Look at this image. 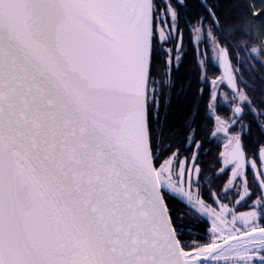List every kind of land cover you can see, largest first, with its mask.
I'll use <instances>...</instances> for the list:
<instances>
[{
	"label": "snow or ice",
	"instance_id": "snow-or-ice-1",
	"mask_svg": "<svg viewBox=\"0 0 264 264\" xmlns=\"http://www.w3.org/2000/svg\"><path fill=\"white\" fill-rule=\"evenodd\" d=\"M185 31L234 90L222 118L192 47L207 135L227 141L212 176L199 106L183 152L166 123ZM262 43L264 0H0V264H264Z\"/></svg>",
	"mask_w": 264,
	"mask_h": 264
},
{
	"label": "trees",
	"instance_id": "trees-1",
	"mask_svg": "<svg viewBox=\"0 0 264 264\" xmlns=\"http://www.w3.org/2000/svg\"><path fill=\"white\" fill-rule=\"evenodd\" d=\"M227 11V10H225ZM264 47V43L261 45ZM248 55L245 53L244 55L237 54V59L239 63L233 64L234 71L238 74L240 72V64H244V57ZM260 59H264V57H260ZM253 66L257 69V76L251 77L248 81L254 87L255 94L258 98L261 97V94H264V79H260V77H264V71H261L259 66L255 64L253 61ZM245 69L247 70V64H244ZM176 82H175V92L180 90L179 94H175L173 100L170 103V107L167 110V128L170 135V138L173 139L176 143L184 139L185 130H186V121L189 119L191 113H193L194 109L199 106L200 115L196 118V127L198 129V134L200 136V140L204 141L205 133L211 128L213 129V120H205V108H204V99L199 96L197 91L198 86L200 85L197 82V78L195 75V69L192 62V55H188L187 59L184 60L180 69L175 73ZM205 97V96H204ZM256 135L248 137L246 139V145L251 151L252 147H254L256 142ZM211 147V155L210 158L202 157L200 162L203 169L206 170V174L209 176L213 175V169H217L220 166V153H221V145L217 142H212L210 144ZM248 159L252 160V157L249 156ZM251 171H249L248 175L251 179ZM228 174H220L217 175V172L214 177V182L217 187L215 191H219L220 186L224 185L226 182ZM218 177V179L216 178ZM246 209V208H243ZM186 223H192L187 217L185 218ZM189 233H186L188 235Z\"/></svg>",
	"mask_w": 264,
	"mask_h": 264
},
{
	"label": "rangeland",
	"instance_id": "rangeland-1",
	"mask_svg": "<svg viewBox=\"0 0 264 264\" xmlns=\"http://www.w3.org/2000/svg\"><path fill=\"white\" fill-rule=\"evenodd\" d=\"M201 44H204V43H201L199 41L193 40V45L196 47V49L198 51L199 59L202 58L201 52H200ZM207 45H208V52H209L208 53V57L211 56L213 64L216 65V69L214 71L210 72V73L205 71L204 75L207 76L209 81L215 80L217 82L216 83V87H217L218 93H219L218 98H217L218 99V103H219V109H218L217 114H219L222 118H227L228 116L231 115V110L235 107V105L232 103L231 97H229L228 100H225L224 97H225V95H227V94H229V93H231L233 91H231L228 88V86L226 85V83L224 82L222 73L220 72V69H219V60H218L215 52L212 50L211 44L209 43ZM168 81H169V77L164 80V83H166V85H168ZM201 81L204 83L203 78H201ZM208 85H209V88H211V84L209 83ZM213 123L215 124L214 119H213ZM213 130H214V126H213ZM212 140H214L217 143H220L221 152H223L224 151V144L227 142L226 139L223 137V135L218 133L215 137H212ZM248 160H249V162L252 161L250 159H248ZM220 164H221V162H220ZM257 170H259V165H258V169ZM220 174H222V173H219V171H217V175H220ZM228 176H227L225 184L228 181V178H229ZM246 210L247 209L240 208V211H246ZM209 224H210V221H209Z\"/></svg>",
	"mask_w": 264,
	"mask_h": 264
},
{
	"label": "flooded vegetation",
	"instance_id": "flooded-vegetation-1",
	"mask_svg": "<svg viewBox=\"0 0 264 264\" xmlns=\"http://www.w3.org/2000/svg\"><path fill=\"white\" fill-rule=\"evenodd\" d=\"M184 41H185V44H184L185 50L188 52V55H192V47H195V46L193 44L191 46L188 45V43H187V41H188V32L187 31L184 32ZM200 52H201V54H203L202 55V58L204 60H208L209 59V57H208V53L209 52H208V45L207 44H201V46H200ZM196 59L199 60L198 51L196 52ZM182 60L184 62L185 59L182 57ZM182 64L183 63L180 64V66H179L178 69L173 70V72L171 73V76L169 77V80L171 81V83L168 82V85H166V83H164V81H163V86L166 87V89H167V99H168V101H170V103L173 100L175 94H179L180 93V90H178L177 92H175V82H176V75H175V73L180 69V67H181ZM219 69H220V62H219ZM220 72H221V70H220ZM199 85H200L199 88H201V89L204 90L203 93L198 92L199 93V96L200 97H202V96L204 97L205 96V98H206L207 93H208V90L210 89L209 88V85L206 86L205 83H203L201 80L199 81ZM199 106H200V103H199ZM169 107H170V104H169ZM169 107H168V109H169ZM205 138L207 140H210V141H212V142L215 143V141L212 140V136L207 135V132L205 133ZM183 140L184 139H181V141L177 142V144L179 145L180 150L182 152L184 151V147H185L184 144H183ZM205 140L204 141L203 140L202 141L200 140V142H201V151H200V154H199V163L201 162L202 157H208V158H210V155H211V147H210V144L211 143L210 144H205ZM228 175L230 176V173H228Z\"/></svg>",
	"mask_w": 264,
	"mask_h": 264
},
{
	"label": "water",
	"instance_id": "water-1",
	"mask_svg": "<svg viewBox=\"0 0 264 264\" xmlns=\"http://www.w3.org/2000/svg\"><path fill=\"white\" fill-rule=\"evenodd\" d=\"M220 70H221V73H222V76H223V79L225 81V83L227 84V79H226V76H225V68L223 67L222 64H220ZM228 88L231 90V91H234L231 89V87L227 84ZM219 95V93H218ZM218 98V97H217ZM229 179H230V176H229Z\"/></svg>",
	"mask_w": 264,
	"mask_h": 264
}]
</instances>
